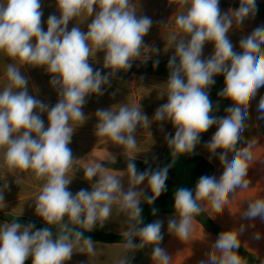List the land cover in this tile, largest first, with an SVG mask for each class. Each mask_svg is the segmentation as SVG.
Listing matches in <instances>:
<instances>
[{"label":"clouds","instance_id":"obj_1","mask_svg":"<svg viewBox=\"0 0 264 264\" xmlns=\"http://www.w3.org/2000/svg\"><path fill=\"white\" fill-rule=\"evenodd\" d=\"M181 3L188 4L189 0ZM55 4L59 15L48 16L45 31L41 0H0V51L24 64L43 68L58 94L57 103L49 108L29 94L28 77L14 64L7 66L9 83L0 91V149L4 150L3 160L9 170H32L37 179L45 180L35 200V214L46 226L34 230V224L22 225L15 220L0 225V264H26L29 258L31 264H66L74 244L80 240L92 252V239L69 225L88 231L98 221L102 226L112 214L114 204L132 220L142 223L140 193L134 188L124 191L117 175L105 171L101 163L84 170L87 180L99 176L91 191L81 189L73 195L68 190L71 180L66 173L73 161L69 144L74 129L70 122L84 119L82 108L86 98L102 94L101 86L109 82L108 75L94 70L89 57L103 52V67L111 69L112 74L130 69L146 48L144 37L153 22L147 16H138L131 0H55ZM257 10V0H239V7L223 13L220 0H190L186 13L175 18L177 29L186 38L177 41L175 34L171 37L176 42L168 61L167 102L156 110L154 119L168 120L174 127L175 135L168 138L173 154L192 152L201 134L215 125L207 148L213 155L219 150L223 168L219 179L201 176L194 194L188 188L176 191L174 209L179 219L169 220L168 228L182 241L187 240L192 221L202 211L200 202L220 213L234 190L250 184L246 178L251 159L248 149L255 140L243 148L236 145L246 127L250 102L264 88V25L240 39V51L235 50L229 33L234 25L239 28L247 18H254ZM83 12L91 17L87 31L78 26L69 30V23ZM208 43L213 45L212 54L203 59ZM158 64L156 60L154 66ZM220 75L224 77V87L218 95L232 102L223 117L213 115L218 106L214 107L209 95L214 77ZM257 108L264 112V95L260 96ZM43 113H47V127ZM96 115V135L108 137L127 150L137 146V126L149 124L140 108L127 105L118 110H98ZM229 153L233 154L231 159ZM127 171L133 185L147 179L154 194L147 197L149 204L166 188L167 167L138 173L135 163L130 161ZM0 200H4L2 193ZM244 214L249 219L264 220V198L251 201ZM50 225L59 226L55 238ZM162 226L163 222L157 220L135 227L127 233L125 247L154 245L153 258L169 264V255L159 246ZM133 236L140 239L139 245L133 242ZM215 248L221 256L217 261L211 255L209 264H242L233 252L239 248L236 233H221Z\"/></svg>","mask_w":264,"mask_h":264},{"label":"crops","instance_id":"obj_2","mask_svg":"<svg viewBox=\"0 0 264 264\" xmlns=\"http://www.w3.org/2000/svg\"><path fill=\"white\" fill-rule=\"evenodd\" d=\"M132 8L138 16H147L152 20V27L144 37L145 49L141 50V56L133 62L168 60L175 52L171 37L175 34L177 41L186 38L185 34L177 29L175 18L184 14L190 5L181 3V0H131ZM262 3V2H257ZM43 11V27L47 30V19L51 14L59 15L55 0H41ZM222 13L229 9L239 7L237 0H220ZM91 17L86 12L73 19L69 25L78 26L82 31H87V25ZM264 25V17L255 14L254 18H247L239 28L233 27L229 33L236 51H239V41L242 37L250 34L256 27ZM159 49L154 52L152 49ZM213 45L208 43L204 46L203 59L211 56ZM103 52L89 57L93 68L103 66ZM132 62V64H133ZM9 64H14L26 77H28L29 94L36 96L51 108L58 101L57 90L49 83L51 77L43 68L32 67L24 64L18 59L9 58L0 51V91L9 83L6 69ZM109 82L101 86L102 94H92L86 98L83 106L84 119L70 122L74 131L72 133L69 147L72 150V165L66 173V178L71 180L68 190L75 195L81 189L92 190L99 176L92 180L84 177L86 166L101 163L104 170L116 174L121 181L124 191L129 188L140 193V202L148 187L147 179L139 184L133 185L127 171V160L144 162L149 165H157L162 157L164 146L170 134L175 129L168 120L156 121L154 115L156 110L167 102V79L168 76L159 74H140L133 71L131 75H108ZM264 95L261 88L257 97L250 102L248 118L245 120V130L241 140L236 147L243 148L252 139L255 143L248 149L251 159L248 161L249 169L247 179L250 184L247 188H237L228 197V202L220 213L213 211L206 202H201V213L194 218L190 226L187 240H180L173 231H169L168 223L171 219H179L175 213H160L153 222H163L161 232L163 235L159 246L169 255V264H209V257L215 255L217 261L221 256L215 244L221 233H236L239 248L233 252L240 258L242 264H264V220L259 217L249 219L245 216L248 204L255 200L264 198V134L261 126L264 124V112L258 111V102ZM138 107L149 119L148 126L142 123L136 128L134 136L137 146L135 149L127 150L123 145L111 141L108 137L96 135V126L99 119L96 115L98 110H118L119 107ZM47 127V113L42 114ZM216 131V130H215ZM214 131V132H215ZM212 132L203 142L197 143L192 153L199 154L213 165V174L217 179L223 172L219 162V150L213 155L209 152L207 144L210 142ZM3 149H0V193L4 200H0V225L10 223V218H24L45 224L35 214V200L42 191L44 179H37L32 170L22 171L19 169L9 170L3 160ZM229 153V159L232 157ZM85 164H87L85 166ZM138 173H142L136 166ZM135 220H132L127 212L120 211L118 205L114 204L112 214L103 221L102 229L107 233L127 234L135 228ZM97 225H101L98 221ZM37 228H34V230ZM259 236V239L255 237ZM133 242L141 243L136 237ZM126 243L116 242H94L93 251L87 250L83 240L76 242L73 247L71 259L66 264H161L158 259L153 258L154 245L146 244L144 247L127 249ZM253 258V259H251Z\"/></svg>","mask_w":264,"mask_h":264},{"label":"trees","instance_id":"obj_3","mask_svg":"<svg viewBox=\"0 0 264 264\" xmlns=\"http://www.w3.org/2000/svg\"><path fill=\"white\" fill-rule=\"evenodd\" d=\"M257 12L264 14V2L257 3ZM240 51V50H239ZM168 60L159 62L158 65L154 66L155 62L152 61H139L133 62V71L140 74H159L169 76L170 71L168 68ZM178 62V61H177ZM94 70H100L102 75H117L123 76L120 71H117L115 74H112L111 69H106L103 66L94 67ZM215 84L211 86L209 90L210 98L213 102L214 107L218 106L213 115L217 117H223L226 112L225 109L232 106V102L227 99L221 98L218 93L224 87V77L222 75L214 77ZM216 130V126L211 127L207 132L201 134L199 143L203 142L212 132ZM261 132L264 134V124L261 126ZM175 133L169 135V137L174 136ZM168 137V138H169ZM130 161L134 162L136 166L142 172L150 171L154 172L156 170H162L163 168H168L167 179L165 181L166 188L161 194L154 199V201L149 204L147 202V197L153 196L149 185L145 191V194L142 197L140 202V207L143 209L141 214L142 223L135 222V227H143L149 223H152L156 216L160 213H175L174 209V197L175 193L180 188H188L195 192V186L198 183V180L201 176L208 175L212 176L213 174V165L205 159L203 156L187 152L183 154H173V149L167 142L164 146L162 157L160 162L157 165H149L144 162L127 160V163ZM87 164H85L86 166ZM86 167H89L88 165ZM201 203V202H200ZM152 209H157L158 211L153 213ZM10 222L17 221L22 225L34 224L35 228L42 229L46 225L41 224L37 221L27 220L24 218H10ZM65 222H67V217H65ZM55 238L56 234L59 232L58 225H50ZM69 227L84 232V236L91 238L94 242H107V243H126L127 234H114L105 232L101 225H97L91 231L86 230L84 227L79 225H69ZM134 231V230H133ZM136 237L133 236V240ZM81 241V240H80ZM26 264H31V258L26 261Z\"/></svg>","mask_w":264,"mask_h":264},{"label":"water","instance_id":"obj_4","mask_svg":"<svg viewBox=\"0 0 264 264\" xmlns=\"http://www.w3.org/2000/svg\"><path fill=\"white\" fill-rule=\"evenodd\" d=\"M169 71H170V69H169ZM120 73L122 75H131L132 74V67L128 70H121Z\"/></svg>","mask_w":264,"mask_h":264},{"label":"rangeland","instance_id":"obj_5","mask_svg":"<svg viewBox=\"0 0 264 264\" xmlns=\"http://www.w3.org/2000/svg\"><path fill=\"white\" fill-rule=\"evenodd\" d=\"M238 1V3H239V0H237ZM257 2H264V0H257ZM223 6H221L220 5V8H222ZM258 14H260V17H264V14L263 13H258ZM251 259H253V258H251Z\"/></svg>","mask_w":264,"mask_h":264}]
</instances>
